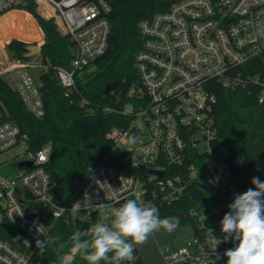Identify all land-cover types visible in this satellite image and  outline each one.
<instances>
[{
  "label": "built area",
  "instance_id": "obj_1",
  "mask_svg": "<svg viewBox=\"0 0 264 264\" xmlns=\"http://www.w3.org/2000/svg\"><path fill=\"white\" fill-rule=\"evenodd\" d=\"M33 1L36 13L53 20L59 34L73 41L69 66L55 68L68 96L76 90V76L90 70L88 66L106 51L111 5L108 0ZM13 2L0 0V13ZM139 29L141 48L134 65L140 83L128 90L138 105L125 104L121 111L123 115L133 113L134 120L128 128H113L107 134L127 153V165L122 170L88 165L79 192L58 204L53 198L55 182L46 170L50 145L32 150L28 134L0 112V168L6 164V153L22 150L25 154L13 174L0 173V224L21 230L35 244L38 239L51 238L52 220L86 221L90 228L102 215L110 214L109 206L126 197L144 203L147 184L158 188L160 198L169 202L193 182L206 193L188 211L193 237L175 250L166 247L161 251L165 264H226L224 253L237 242L225 241L220 222L234 195L254 185L253 177L243 181L235 178L239 170L230 173L226 156L212 160L211 143L217 134L213 90L216 84L223 88L256 85L257 100L264 102V73L241 69L264 52V0H178L142 20ZM5 56L0 75L7 77L26 110L41 118L44 105L29 71L31 65L6 51ZM133 136L135 143H130ZM27 161L30 165L24 164ZM234 161L239 166L240 158ZM255 177L264 182V170ZM205 182L212 185L211 190L202 187ZM85 193L92 197V204L74 214L72 205ZM76 254L71 247L65 257L71 261ZM138 258L134 247V259L122 263L136 264ZM0 264L31 262L28 254L0 238Z\"/></svg>",
  "mask_w": 264,
  "mask_h": 264
},
{
  "label": "trees",
  "instance_id": "obj_2",
  "mask_svg": "<svg viewBox=\"0 0 264 264\" xmlns=\"http://www.w3.org/2000/svg\"><path fill=\"white\" fill-rule=\"evenodd\" d=\"M178 0H108L110 32L107 48L98 63L92 62L90 70L76 76V90L68 96L55 76V68L68 67L72 58L73 41L60 35L51 19L36 13L33 0H14L10 9L20 10L44 35L39 56L41 65L37 84L42 96L44 115L32 116L21 102L16 90L5 75H0V103L7 113L6 120L17 124L28 134L29 145L37 150L49 144L51 152L46 170L55 182L53 198L58 204L78 193L86 180V168L90 164H104L123 169L127 165V153L107 136L113 128H128L134 120L133 113L123 115L125 104L137 107L138 101L128 96V90L140 83L135 69V54L141 48L139 23L151 18L156 12L169 7ZM36 20L31 17V16ZM38 24V25H37ZM11 38L0 36V42ZM15 38V37H14ZM28 43L22 37L12 39L6 48L15 59L28 61L24 57ZM251 74L264 73V52L252 59L243 68ZM216 102L212 116L217 131L212 141V160L224 158L229 150L234 159L240 158L239 171L235 178L247 180L264 170V102H258L259 87L214 88ZM144 105V103H142ZM5 120V119H1ZM122 165V168L118 167ZM176 170L175 168L170 169ZM145 202L159 209L161 218L178 217V226L189 221L188 211L199 203L206 193L195 183L187 185L177 199L163 201L159 189L147 184ZM132 197H126L113 206L119 207ZM51 237L59 236L63 241L78 231L87 229L86 221L52 220ZM0 238L26 253L31 264H60L53 245L41 251L19 229L7 223L0 224ZM30 242V247L24 243ZM71 244L63 250L65 256ZM70 264H88L76 254ZM101 264H104L102 261ZM123 264V263H122ZM136 264H143L141 259Z\"/></svg>",
  "mask_w": 264,
  "mask_h": 264
},
{
  "label": "clouds",
  "instance_id": "obj_3",
  "mask_svg": "<svg viewBox=\"0 0 264 264\" xmlns=\"http://www.w3.org/2000/svg\"><path fill=\"white\" fill-rule=\"evenodd\" d=\"M135 140L134 136L129 138L130 143H135ZM251 183L254 188L234 195L233 202L228 205L229 211L220 222L225 241L231 238L237 242L235 247L224 253L226 264H264V182L253 177ZM92 202V197L85 193L72 205L71 211L78 214L82 207ZM178 223V217L161 218L159 209L151 202L128 199L119 207L112 208L110 214L102 215L90 228L74 233L69 241L55 236L38 239L35 246L44 251L53 245L60 264H70L63 255L69 243L88 264H101L102 261L104 264H122L134 259V246L146 243L154 232L161 229L174 231ZM24 243L30 247L29 241ZM216 259L220 256L217 255Z\"/></svg>",
  "mask_w": 264,
  "mask_h": 264
},
{
  "label": "rangeland",
  "instance_id": "obj_4",
  "mask_svg": "<svg viewBox=\"0 0 264 264\" xmlns=\"http://www.w3.org/2000/svg\"><path fill=\"white\" fill-rule=\"evenodd\" d=\"M23 12L12 10L0 16V36L11 37L3 40L2 43L0 42V61L5 60V51L9 54L5 44L8 39L22 37L26 43H40L44 41V35L41 29L38 28L39 26L37 27ZM26 62L31 65L29 71L35 82H37L41 65L39 54L30 56ZM126 109L128 110L129 106ZM24 155L22 150L6 153L4 155L6 164L0 168V173L3 175L13 174L17 168V163L23 159ZM112 208V206L108 207L109 213ZM192 237V225L189 221H185L172 232L163 229L154 232L146 243L134 247L143 264H165L161 251H164L166 247H168L169 251L175 250L190 242Z\"/></svg>",
  "mask_w": 264,
  "mask_h": 264
},
{
  "label": "water",
  "instance_id": "obj_5",
  "mask_svg": "<svg viewBox=\"0 0 264 264\" xmlns=\"http://www.w3.org/2000/svg\"><path fill=\"white\" fill-rule=\"evenodd\" d=\"M12 39H8L6 40V45H8L10 43ZM43 44V42H40V43H28L26 45V52L23 54L24 57H30L34 54H39L40 53V47L41 45ZM102 59V56L96 58L94 60V63H98L100 60ZM0 112L2 114L3 117H6V112L4 110V108L2 106H0ZM225 162H226V165L228 167V170L230 171L231 174H234L236 173L238 170H239V166L235 163L230 151L228 150L227 153H226V158H225ZM24 164H28L30 165V161H27L25 162ZM118 167L119 168H122V165L121 164H118ZM159 176L162 174L161 171H155ZM202 187L209 191L212 189V185L208 182H205L202 184Z\"/></svg>",
  "mask_w": 264,
  "mask_h": 264
},
{
  "label": "crops",
  "instance_id": "obj_6",
  "mask_svg": "<svg viewBox=\"0 0 264 264\" xmlns=\"http://www.w3.org/2000/svg\"><path fill=\"white\" fill-rule=\"evenodd\" d=\"M7 13V12H6Z\"/></svg>",
  "mask_w": 264,
  "mask_h": 264
}]
</instances>
